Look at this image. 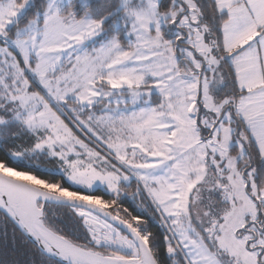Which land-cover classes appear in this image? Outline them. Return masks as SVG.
<instances>
[{
	"label": "snow or ice",
	"instance_id": "obj_1",
	"mask_svg": "<svg viewBox=\"0 0 264 264\" xmlns=\"http://www.w3.org/2000/svg\"><path fill=\"white\" fill-rule=\"evenodd\" d=\"M0 264H264V0H0Z\"/></svg>",
	"mask_w": 264,
	"mask_h": 264
}]
</instances>
